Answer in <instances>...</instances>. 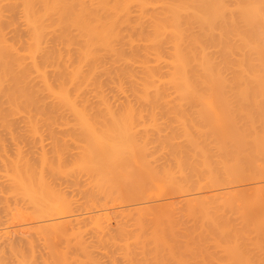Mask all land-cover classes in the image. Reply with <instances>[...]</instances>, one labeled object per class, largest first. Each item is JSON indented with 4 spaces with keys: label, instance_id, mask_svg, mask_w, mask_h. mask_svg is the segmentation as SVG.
Returning <instances> with one entry per match:
<instances>
[{
    "label": "bare ground",
    "instance_id": "1",
    "mask_svg": "<svg viewBox=\"0 0 264 264\" xmlns=\"http://www.w3.org/2000/svg\"><path fill=\"white\" fill-rule=\"evenodd\" d=\"M107 263L264 264V0H0V264Z\"/></svg>",
    "mask_w": 264,
    "mask_h": 264
},
{
    "label": "rangeland",
    "instance_id": "2",
    "mask_svg": "<svg viewBox=\"0 0 264 264\" xmlns=\"http://www.w3.org/2000/svg\"><path fill=\"white\" fill-rule=\"evenodd\" d=\"M249 185V184H248ZM250 186V185H249ZM248 187V186H247ZM249 188V187H248ZM248 188H246L245 189V191L246 192H249L247 189ZM244 191V192H245ZM192 192V193H191ZM194 191H190V192H186V193H179V192H173V191H160V192H156L155 193V195L153 196V198L151 197V200H150V198H147V200H150V201H147L145 198V200L144 199H141V201L140 200H138V201H140V202H136L135 201V203H133L132 201H131V203L129 202V204H128V206H130V207H132V205L134 206H142V205H144L143 203H145L146 201V203L145 204H148L150 207H151V210H155V209H157V208H159V209H162L163 208V210H166V211H168L169 210V208H170V210H171V208L172 207H177V209H176V207H175V209H176V211H175V213H176V215L178 214V211H179V214L181 215L182 214V211H183V205H185V204H187V198H191V197H188V196H191V195H195L196 196V192L195 193H193ZM176 193V194H175ZM189 193V194H188ZM202 194H204V195H208V194H210L211 193V190H207V189H205V190H203L202 192H201ZM182 194V195H181ZM187 195V196H186ZM192 196V197H193ZM186 198V199H185ZM143 200V201H142ZM183 200V201H182ZM183 206V207H182ZM149 207V208H150ZM167 208V209H166ZM174 208L172 209V210H175ZM180 211H181V213H180ZM112 216H113V219L115 220L116 219V214H114V213H112ZM187 222H189L188 220L186 221V223ZM191 222V221H190ZM187 226H190L189 228H191L194 224H193V222H191V223H188V224H186ZM185 225V223H184V226H182L183 228L186 226ZM185 228H187V227H185ZM184 228V229H185ZM179 229H181V230H179ZM178 229V233L180 234V231H183L182 230V228H179ZM210 250H212V248L210 249ZM100 256V255H99ZM101 257H103L101 260H103L104 262L106 261V262H108V258H105V256H101ZM100 257V258H101ZM108 264V263H107Z\"/></svg>",
    "mask_w": 264,
    "mask_h": 264
}]
</instances>
